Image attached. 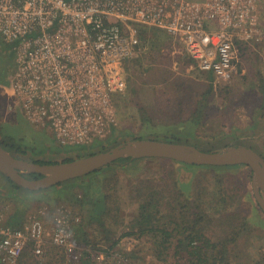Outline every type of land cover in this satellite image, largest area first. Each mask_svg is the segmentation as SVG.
Returning <instances> with one entry per match:
<instances>
[{"label":"rangeland","instance_id":"374dc122","mask_svg":"<svg viewBox=\"0 0 264 264\" xmlns=\"http://www.w3.org/2000/svg\"><path fill=\"white\" fill-rule=\"evenodd\" d=\"M261 15L264 18V2ZM148 38L150 44L140 53L156 47L160 54L155 61L137 64L134 58L127 63V88L118 102V127L105 146L74 155L38 151L11 154L28 162L62 163L108 151L127 141L154 139L188 144L206 152L248 147L264 158V45L247 48L239 73L224 83L209 80L195 62L182 57L185 52L181 49L176 52L168 48V39L172 38L166 32L150 30ZM14 56L13 45L0 36V77L12 76ZM9 95L0 93L2 112L6 105H12ZM200 99L204 109L196 125L189 120ZM0 140L19 141L24 147L62 148L47 133L34 129L22 115L17 122H3L0 118ZM82 150L69 148L66 152ZM93 177L85 176L45 191L16 190L14 197L0 199V213L8 223L16 217L18 227L35 217H44L49 241L54 211L68 208L81 219L74 231L78 245L105 251L117 241L120 245L116 249L128 258L129 264H177L172 257L176 239L181 238L189 222L201 219L200 226L211 241L236 238L228 248V264H264V216L253 195L248 167H193L167 159H123ZM98 198L105 212L99 215L101 222H97L100 218L89 221L88 212L93 205L98 209ZM149 202L155 205V215L147 226L173 235L161 258L160 238L139 234V209ZM46 208L48 214L44 216ZM48 247L51 255H56L55 260L65 264L62 251L52 244H46L44 251ZM36 260L48 261L45 256Z\"/></svg>","mask_w":264,"mask_h":264},{"label":"built area","instance_id":"2783aa9c","mask_svg":"<svg viewBox=\"0 0 264 264\" xmlns=\"http://www.w3.org/2000/svg\"><path fill=\"white\" fill-rule=\"evenodd\" d=\"M263 2L0 0V36L15 53L9 96L27 123L60 147L93 151L118 127L140 28L166 32L176 52L228 83L239 73L244 47L264 45ZM80 222L70 209H56L48 241L44 217L15 227L0 213V264H18L30 242L38 258L52 244L64 252L65 264H129L120 250L78 245Z\"/></svg>","mask_w":264,"mask_h":264},{"label":"water","instance_id":"95a60500","mask_svg":"<svg viewBox=\"0 0 264 264\" xmlns=\"http://www.w3.org/2000/svg\"><path fill=\"white\" fill-rule=\"evenodd\" d=\"M167 159L193 167L247 166L252 172V190L264 215V158L252 148L230 146L216 152L177 142L135 139L108 151L69 162L39 164L17 158L0 145V173L18 187L39 192L99 172L119 160ZM27 175H37L29 179Z\"/></svg>","mask_w":264,"mask_h":264},{"label":"trees","instance_id":"16d2710c","mask_svg":"<svg viewBox=\"0 0 264 264\" xmlns=\"http://www.w3.org/2000/svg\"><path fill=\"white\" fill-rule=\"evenodd\" d=\"M150 30H157L160 32H163L159 29H154V28H140V41L141 44L138 47L137 50V56L135 57V61L137 64H141L143 61L147 60H152L155 61V58L158 54H160V49L154 47L153 50L148 49L149 51H145V53H140L143 49L148 47V43L150 44V39L149 37V31ZM172 39H168V48H172ZM247 49V46L244 47V52L242 53V57L244 56V53ZM141 54V56H140ZM144 54V55H143ZM143 55V56H142ZM182 57L188 58L186 54L182 55ZM190 59V58H189ZM191 60V59H190ZM192 61V60H191ZM193 62V61H192ZM202 72V71H201ZM205 73V72H203ZM207 78L209 80H214V76L211 73H205ZM210 89H213V85L210 86ZM204 109V102L202 99L197 101V106L194 111V113L191 115L190 120L191 122H195L196 125L200 123V114L203 113ZM0 145L5 148L7 151L10 153H16V154H22L26 155L28 151H31L33 153L38 152H43L46 150L48 147H24L19 141L15 142H5L0 140ZM68 149L70 147H67ZM67 148H56L55 152H66L68 149ZM71 148H80L82 147H71ZM79 150V149H77ZM126 160H131V159H126ZM72 161L71 159L65 160L64 162H69ZM120 161V160H119ZM36 163L39 164H54L53 162H45V161H35ZM247 167V166H246ZM250 170V169H249ZM251 171V170H250ZM98 174V172L93 173L89 176H95ZM29 179H36L38 178L37 175H27L26 176ZM91 182V181H90ZM10 183L16 188V189H22L18 187L17 185L13 184L11 181ZM93 184V182H92ZM92 184L90 188L92 187ZM62 184L58 185L61 186ZM89 187V183H88ZM94 195V194H93ZM98 204V209L96 207H91V210L88 212V220L89 221H94L96 218L99 219L101 214H104L105 212V206L102 204V199L98 198L97 199ZM155 207L154 203H145L144 205L140 206L139 209V234H150L154 238H160L159 242V249H158V255L161 258V256L165 255V252L167 251V244H170V240L173 238V235L170 231L165 230V229H152L149 226H147V221H149L150 217H153L155 214L153 213V208ZM260 209V208H259ZM261 211V210H260ZM159 212L158 210L156 213ZM262 213V211H261ZM263 215V213H262ZM264 216V215H263ZM189 219V217H188ZM190 220V219H189ZM101 222V218L99 221ZM10 222L9 224H11ZM202 224L201 219L193 220L189 222L188 228L182 230V236L181 238L176 239V244L174 246V250L172 252V257L177 260V264H228L229 263V245L234 243L236 241V238H228L220 242H213L211 241L203 231V226L201 227L200 225ZM14 226V222L11 224ZM243 225L240 226V229L242 228ZM132 233L128 234L131 235ZM119 242L115 241L113 244L108 247L109 250H115L116 248L119 247ZM34 249H35V244L33 242H30L28 246L26 247L24 253L20 257L18 264H64V261L55 260L56 255H51L49 252L50 247L44 251V255L46 260H48L46 263H41L40 261L36 260L38 257L35 256L34 254ZM61 250V249H59ZM62 251V250H61ZM63 256L64 252L62 251ZM39 259V258H38ZM55 260V261H54ZM88 259H86V264Z\"/></svg>","mask_w":264,"mask_h":264},{"label":"crops","instance_id":"0c3cea01","mask_svg":"<svg viewBox=\"0 0 264 264\" xmlns=\"http://www.w3.org/2000/svg\"><path fill=\"white\" fill-rule=\"evenodd\" d=\"M14 55V54H13ZM15 57V56H14ZM11 81H12V76H10V78H5L4 76L0 77V93L1 94H6V92H10L11 90ZM12 105H6L3 109H0V118H3V122H9V120H15L17 122L19 115H21V113L19 112L18 107L13 103V101L11 102ZM34 128V127H33ZM36 129V128H34ZM39 132H42L38 129H36ZM45 133V132H42ZM49 135V134H48ZM50 136V135H49ZM48 148H46L44 152L46 153H55V151H53V149L50 146H47ZM42 153V152H39ZM63 154L66 155H74V154H81V151H76V152H62ZM0 175L2 176L3 174L0 173ZM0 176V186L2 188V191H0V199H6V198H12L16 195V193H18L16 190H24V189H16L9 181V179L6 178V176ZM28 195V193H27ZM16 217H12L9 219V223L10 222H14V226H16V221H15ZM11 223V224H12ZM13 226V225H12Z\"/></svg>","mask_w":264,"mask_h":264},{"label":"bare ground","instance_id":"6f19581e","mask_svg":"<svg viewBox=\"0 0 264 264\" xmlns=\"http://www.w3.org/2000/svg\"><path fill=\"white\" fill-rule=\"evenodd\" d=\"M9 224V223H8ZM11 225V224H10ZM15 227H18V226H15Z\"/></svg>","mask_w":264,"mask_h":264}]
</instances>
